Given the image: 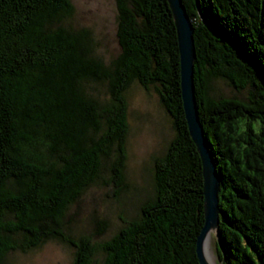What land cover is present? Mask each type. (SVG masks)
<instances>
[{
	"label": "trees",
	"instance_id": "trees-1",
	"mask_svg": "<svg viewBox=\"0 0 264 264\" xmlns=\"http://www.w3.org/2000/svg\"><path fill=\"white\" fill-rule=\"evenodd\" d=\"M119 54L106 64L88 29L62 23L70 0H0V264L49 239L74 248L70 264H199L201 163L180 95L176 32L166 0H114ZM194 27L200 123L220 176L218 254L264 264V0H182ZM246 100L213 98V79ZM152 86L175 137L154 162L155 195L99 246L63 232L67 208L105 161L125 186L126 92ZM106 87L107 99L89 90Z\"/></svg>",
	"mask_w": 264,
	"mask_h": 264
},
{
	"label": "rangeland",
	"instance_id": "rangeland-1",
	"mask_svg": "<svg viewBox=\"0 0 264 264\" xmlns=\"http://www.w3.org/2000/svg\"><path fill=\"white\" fill-rule=\"evenodd\" d=\"M73 12L63 20L69 29H88L94 51L106 64L115 58L117 44L116 5L114 0H70ZM90 92L99 100L107 99L106 87L93 85ZM213 98L246 100L247 91H236L227 81L217 78L210 83ZM128 136L126 142L125 186L117 192L110 183L109 163L105 161L95 183L71 204L63 218V232L77 240L89 237L96 247L95 263L104 259L99 246L129 222L139 218L141 207L155 195L154 162L165 155L175 137L171 117L159 102L155 89L145 90L133 82L126 92ZM211 249L216 255L212 236ZM74 248L53 238L26 252L10 251L4 264H70Z\"/></svg>",
	"mask_w": 264,
	"mask_h": 264
},
{
	"label": "water",
	"instance_id": "water-1",
	"mask_svg": "<svg viewBox=\"0 0 264 264\" xmlns=\"http://www.w3.org/2000/svg\"><path fill=\"white\" fill-rule=\"evenodd\" d=\"M176 32L179 55L180 95L188 134L193 142L201 163L202 174V209L203 225L196 237L195 253L199 264H212L205 254L206 242L209 236L215 237L216 263L224 264L218 251L219 240V191L220 176L216 171L213 155L207 144L203 126L200 123L194 91V64L196 59L194 45V27L187 15L182 0H166Z\"/></svg>",
	"mask_w": 264,
	"mask_h": 264
},
{
	"label": "bare ground",
	"instance_id": "bare-ground-1",
	"mask_svg": "<svg viewBox=\"0 0 264 264\" xmlns=\"http://www.w3.org/2000/svg\"><path fill=\"white\" fill-rule=\"evenodd\" d=\"M212 242V236L210 235L207 242H206V248H205V254L207 257V260L212 263L215 264L216 263V256H214L212 249H211V243Z\"/></svg>",
	"mask_w": 264,
	"mask_h": 264
}]
</instances>
